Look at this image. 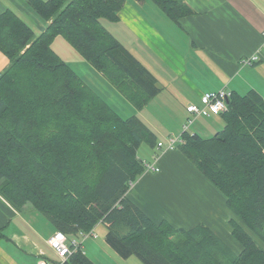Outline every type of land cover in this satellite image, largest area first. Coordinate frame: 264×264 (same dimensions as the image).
Here are the masks:
<instances>
[{"label": "trees", "instance_id": "trees-1", "mask_svg": "<svg viewBox=\"0 0 264 264\" xmlns=\"http://www.w3.org/2000/svg\"><path fill=\"white\" fill-rule=\"evenodd\" d=\"M125 1L28 0L47 22L39 33L13 10L0 14V51L9 59L0 72V195L18 210L31 204L67 235L104 222L116 253L144 264H264V96L257 91L230 92L223 129L209 138L186 130L176 144L226 197L235 216L228 239L202 223H155L128 196L147 167L140 145L157 147L155 133L112 108L52 45L62 35L142 108L160 91L157 77L101 21H118ZM150 1L175 21L193 12L187 0ZM62 264L100 263L78 248Z\"/></svg>", "mask_w": 264, "mask_h": 264}, {"label": "crops", "instance_id": "crops-1", "mask_svg": "<svg viewBox=\"0 0 264 264\" xmlns=\"http://www.w3.org/2000/svg\"><path fill=\"white\" fill-rule=\"evenodd\" d=\"M187 3L193 12L175 21L162 10L154 12L147 0H129L119 12V20L113 21L126 25L120 32L129 35V46L123 44L153 72L160 87L158 94L142 108L129 101L138 109L131 115L138 116L163 144L146 147L150 159L140 156L144 143L140 145L141 159L145 164L156 163L159 170L146 167L127 194L155 223L167 220L170 225L185 229L202 223L228 239L231 234L228 221L235 216L226 197L177 145L169 148L166 144L185 131L186 119L191 118L186 110L188 104H202L205 92L226 88L239 94L255 90L264 96V0H187ZM8 9L28 24L29 18L34 19L41 31L46 28L47 24L36 19L28 0H0V14ZM253 56L257 57L255 61L244 63ZM8 64L9 59L0 51V70H5ZM161 96L170 98L172 106H186L185 119L175 120L174 127L158 126L144 114ZM224 124L221 114L199 116L187 132L209 138L223 129ZM193 126L195 129L190 131ZM0 226L5 234L0 239V264L60 261L47 241L59 230L39 210H18L0 195Z\"/></svg>", "mask_w": 264, "mask_h": 264}, {"label": "rangeland", "instance_id": "rangeland-1", "mask_svg": "<svg viewBox=\"0 0 264 264\" xmlns=\"http://www.w3.org/2000/svg\"><path fill=\"white\" fill-rule=\"evenodd\" d=\"M129 0H127L128 2ZM149 5L151 6L154 12H160V8L150 0H147ZM141 12L144 15L142 8L140 7ZM35 16L43 25L47 24L46 21L41 19L35 11H33ZM129 11L125 15L128 17ZM103 25L115 36L120 42H123L125 45L129 46V35L124 37L121 34V30H123V26L126 25L123 23L113 22L108 19L103 18ZM29 24L34 28V32L39 33L41 30L37 26L34 19L29 18ZM54 50L60 55V57L67 62L70 67L73 68L80 75L86 83H88L98 95L104 98L106 101L113 105L115 110H119L121 115L127 117L138 110L133 107L134 105L129 102V99L123 95L120 91L116 89V87L109 82L107 77L93 67L82 55L80 52L73 47L69 42L62 36L59 35L55 38L54 43L52 44ZM3 70H0V72ZM186 106H172L171 99L162 97L155 101L153 105L150 106V109L144 111L145 115H148L152 121L158 126L164 127H174L175 120L178 118L182 121L185 119L187 113L185 111ZM187 110V108H186ZM188 112V111H187ZM189 113V112H188ZM191 118L194 117L192 113H189ZM153 115V116H152ZM150 119V120H151ZM196 119V118H195ZM188 123V119H186V124ZM191 125V124H190ZM185 126V125H184ZM195 126L190 127V131L194 130ZM205 136H209V134H203ZM144 147V149H143ZM146 147L147 144L142 145L140 156L147 157L150 159L149 154L147 153ZM35 209L31 204H27L23 209ZM107 225L104 222H99L96 226H94V230L97 234L96 237L90 236L86 238L84 242V251L91 259L100 264H144V262L137 256L131 255L129 257H122L107 243L106 233H107ZM231 237V244L234 246V249L239 252L241 250V246Z\"/></svg>", "mask_w": 264, "mask_h": 264}, {"label": "built area", "instance_id": "built-area-1", "mask_svg": "<svg viewBox=\"0 0 264 264\" xmlns=\"http://www.w3.org/2000/svg\"><path fill=\"white\" fill-rule=\"evenodd\" d=\"M256 58L257 57L254 58L253 56L247 59L244 63L251 64V62L255 61ZM229 95L230 92L227 91L226 88H222L216 91L203 93L201 97L202 104L200 105L188 104L187 110L188 112L192 113L194 117L189 118L188 123L184 126V130L186 131L188 129V127L196 117L217 115L226 111L228 108V104L226 103ZM182 141L183 139L181 138V136H175L168 140V144H166V146H168L169 148H174L176 144H179ZM162 144V142H159L158 146L161 147ZM146 166L148 170H159V167L156 163H146ZM90 236H97L94 229L90 232H81L79 235L75 236L67 235L61 231H58L56 234L51 236V238H48L47 241L49 245L55 249L57 255L60 257V261L58 262V264H62L68 258L69 254H71L73 251H75L76 249L78 250V248L83 249V240Z\"/></svg>", "mask_w": 264, "mask_h": 264}, {"label": "water", "instance_id": "water-1", "mask_svg": "<svg viewBox=\"0 0 264 264\" xmlns=\"http://www.w3.org/2000/svg\"><path fill=\"white\" fill-rule=\"evenodd\" d=\"M229 101V99H227V102Z\"/></svg>", "mask_w": 264, "mask_h": 264}]
</instances>
